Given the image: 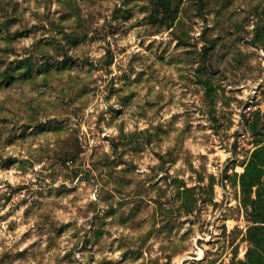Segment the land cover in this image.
Wrapping results in <instances>:
<instances>
[{
  "label": "rangeland",
  "instance_id": "1",
  "mask_svg": "<svg viewBox=\"0 0 264 264\" xmlns=\"http://www.w3.org/2000/svg\"><path fill=\"white\" fill-rule=\"evenodd\" d=\"M254 86L264 0H0V264H264Z\"/></svg>",
  "mask_w": 264,
  "mask_h": 264
},
{
  "label": "built area",
  "instance_id": "2",
  "mask_svg": "<svg viewBox=\"0 0 264 264\" xmlns=\"http://www.w3.org/2000/svg\"><path fill=\"white\" fill-rule=\"evenodd\" d=\"M250 100L248 104L249 110L264 109V88L259 89L254 86L249 94Z\"/></svg>",
  "mask_w": 264,
  "mask_h": 264
},
{
  "label": "trees",
  "instance_id": "3",
  "mask_svg": "<svg viewBox=\"0 0 264 264\" xmlns=\"http://www.w3.org/2000/svg\"><path fill=\"white\" fill-rule=\"evenodd\" d=\"M257 222H259V221H257Z\"/></svg>",
  "mask_w": 264,
  "mask_h": 264
}]
</instances>
